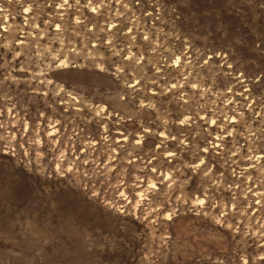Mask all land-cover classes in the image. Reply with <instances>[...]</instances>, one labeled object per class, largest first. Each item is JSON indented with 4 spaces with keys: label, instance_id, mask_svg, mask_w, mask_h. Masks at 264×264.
Segmentation results:
<instances>
[{
    "label": "rangeland",
    "instance_id": "obj_1",
    "mask_svg": "<svg viewBox=\"0 0 264 264\" xmlns=\"http://www.w3.org/2000/svg\"><path fill=\"white\" fill-rule=\"evenodd\" d=\"M0 264H264V0H0Z\"/></svg>",
    "mask_w": 264,
    "mask_h": 264
},
{
    "label": "bare ground",
    "instance_id": "obj_2",
    "mask_svg": "<svg viewBox=\"0 0 264 264\" xmlns=\"http://www.w3.org/2000/svg\"><path fill=\"white\" fill-rule=\"evenodd\" d=\"M7 184V183H6ZM67 196V195H66Z\"/></svg>",
    "mask_w": 264,
    "mask_h": 264
}]
</instances>
